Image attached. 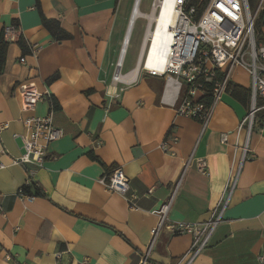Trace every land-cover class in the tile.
Returning <instances> with one entry per match:
<instances>
[{"label":"crops","instance_id":"obj_1","mask_svg":"<svg viewBox=\"0 0 264 264\" xmlns=\"http://www.w3.org/2000/svg\"><path fill=\"white\" fill-rule=\"evenodd\" d=\"M120 8L121 0H0V31L10 30L0 73V123H8L0 131V264H180L193 236L168 224L212 222L220 214L192 264H260L264 118L251 131L246 124L239 129L249 107L226 91L204 127L179 115L173 99L162 100V77L141 73L131 85L114 84L127 30ZM43 17L70 36L57 40ZM24 82L45 94L32 112L23 111ZM52 104L63 135L32 175L31 165L14 161L24 153L21 119L44 116ZM166 140L169 151L161 148ZM198 159L206 160L207 173L198 170ZM117 166L137 208L100 182ZM28 179L42 195L20 194ZM171 198L153 239L157 212Z\"/></svg>","mask_w":264,"mask_h":264},{"label":"built area","instance_id":"obj_2","mask_svg":"<svg viewBox=\"0 0 264 264\" xmlns=\"http://www.w3.org/2000/svg\"><path fill=\"white\" fill-rule=\"evenodd\" d=\"M160 1L154 0L151 12L145 15L139 9V0L137 18L143 16L147 19L139 60L134 69L124 73L123 62L119 67L121 52L112 82L131 85L136 82L141 72L162 77L164 79L162 100L173 99L179 115L196 119L205 127L212 117L215 105L227 91L234 70L243 68L250 74L252 86L250 108L242 119L239 129L246 124L251 131L256 120V112L260 110L257 99H264V44L257 45L254 34L255 19L258 11L263 7L264 0H260L254 14L247 0H197L194 4H191V0H176L173 11L166 15H162L163 5L159 4ZM136 3L137 0L132 12ZM200 10L201 12L197 14ZM151 14L154 16L158 14V20L156 21L155 18L151 20ZM159 22H161L160 35L163 43L150 57L154 41L151 32L157 30ZM9 34L10 30L7 29L5 38ZM135 70L137 72L134 76ZM20 87L23 111H34L37 104L45 98V94L34 83L24 82ZM124 89L125 87L119 88L115 95L118 96ZM55 111L56 108L52 104L49 112L44 116L29 114L21 119L25 130L19 136L22 139L24 153L14 161L31 165L32 175L44 166L50 143L63 135V131L54 123ZM7 126L8 123H0V131ZM221 141L223 143L227 141V133H222ZM161 148L169 151L167 140L161 143ZM4 153L5 149L0 146V169L5 167L1 161ZM247 153L246 145L243 150L244 158ZM197 167L201 173H207L205 159H198ZM100 182L109 191L122 195L130 208H137V196L130 193V181L121 167H114L105 173ZM30 183L31 180L28 179L25 184ZM20 194L33 197L21 190ZM171 201L172 198L157 212L159 222L152 229L153 239L165 224ZM221 216L222 214L212 222L178 221L168 224V228L172 231L185 232L193 236L192 245L182 257L180 264L193 263L208 245ZM258 260L260 264H264V253L258 256Z\"/></svg>","mask_w":264,"mask_h":264},{"label":"trees","instance_id":"obj_3","mask_svg":"<svg viewBox=\"0 0 264 264\" xmlns=\"http://www.w3.org/2000/svg\"><path fill=\"white\" fill-rule=\"evenodd\" d=\"M196 1L197 0H191V4L196 3ZM247 2L252 14H254L256 12L260 0H247ZM200 12L201 10L197 14H199ZM42 20L44 22V25L53 32L57 40H64L70 36L60 28L58 22L48 20L46 17H43ZM254 34L257 45L264 44V2H263V7L258 11L255 19ZM18 44L20 45L24 53L30 51L29 46L23 36L19 37ZM7 49H8V42L5 38V29H4L0 31V73H2L5 68ZM56 77H57L56 75L52 76L51 80H54ZM227 91H230L234 97L242 101L244 104H247L248 107L250 108L251 88H246L242 85L230 81ZM257 106L260 107V110L256 112V118L263 119L264 118L263 98L257 99ZM254 128H255V123L252 129ZM20 190L25 194H29L33 196H38L43 194V190L41 189V187L34 182H31L28 185L27 184L23 185Z\"/></svg>","mask_w":264,"mask_h":264},{"label":"rangeland","instance_id":"obj_4","mask_svg":"<svg viewBox=\"0 0 264 264\" xmlns=\"http://www.w3.org/2000/svg\"><path fill=\"white\" fill-rule=\"evenodd\" d=\"M153 1L154 0H140V5H139L140 11L145 15L150 13L152 9ZM133 3L134 0H121L120 10L126 16V29L128 26L129 19L131 17V10ZM146 26H147V19L143 16L138 17L134 21L123 61V66H122L123 72L129 71L134 67H136L144 41ZM236 71H244V70H242V68H239ZM236 71H234L231 80L233 79L234 81H241V82L243 81L245 84L251 87L252 86L251 76L247 72H245L246 74L241 73L243 77H240V72H236Z\"/></svg>","mask_w":264,"mask_h":264},{"label":"bare ground","instance_id":"obj_5","mask_svg":"<svg viewBox=\"0 0 264 264\" xmlns=\"http://www.w3.org/2000/svg\"><path fill=\"white\" fill-rule=\"evenodd\" d=\"M158 2V1H157ZM175 3L176 0H161L159 2L160 5H163V14L162 15H166L169 14L173 11L174 7H175ZM138 5H139V0H137L136 6L134 7V11L132 12V16H131V20H130V26H129V30L128 33L125 37V44L123 46V50H122V54H121V59L119 60V67L121 66L122 62H123V58H124V54L126 53V49L128 46V42H129V37H130V32L133 26L134 21L136 20L138 14H139V10H138ZM151 20L153 18L156 19V21L158 20V14L156 16H154V14H151ZM162 28H161V22H159V26L157 28V30L154 32V30H152L151 32V37H154V41H153V46L150 52V57H152L155 54V49L159 46L162 45L163 40L162 37L160 35ZM150 65V63L148 64V66ZM136 70L133 72V74H136Z\"/></svg>","mask_w":264,"mask_h":264},{"label":"water","instance_id":"obj_6","mask_svg":"<svg viewBox=\"0 0 264 264\" xmlns=\"http://www.w3.org/2000/svg\"><path fill=\"white\" fill-rule=\"evenodd\" d=\"M131 16H132V14H131ZM130 20H131V17H130ZM130 20H129V22H128V26H127V30H126L125 37H126V35H127V33H128V30H129ZM124 44H125V38H124V41H123V46H124ZM122 50H123V49H121V52H122Z\"/></svg>","mask_w":264,"mask_h":264}]
</instances>
